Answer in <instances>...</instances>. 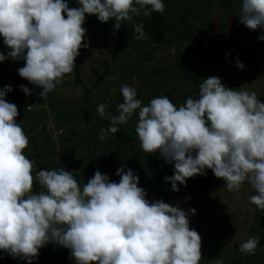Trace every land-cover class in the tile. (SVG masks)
Instances as JSON below:
<instances>
[{
  "label": "clouds",
  "instance_id": "1",
  "mask_svg": "<svg viewBox=\"0 0 264 264\" xmlns=\"http://www.w3.org/2000/svg\"><path fill=\"white\" fill-rule=\"evenodd\" d=\"M0 0V37L9 49L0 61L24 60L21 77L42 88L45 98L73 72L87 29L86 15L101 22L132 21L135 39H146L144 25L133 16L165 10L164 0ZM239 22L249 29H264V0H240ZM264 41V32L258 37ZM236 66L244 69L239 59ZM31 95L32 89L21 85ZM11 85L0 88V251L33 264L40 249L55 244L70 250L75 264H199L201 236L190 227L196 209L163 199L149 200L140 178L121 166L114 181L97 170L81 187L72 171L39 169L33 175L25 149L29 138L20 123L16 104L6 96ZM123 102L117 114L107 104L98 114L110 121L101 140L115 134L129 119L138 117L135 132L143 151L174 165L164 180L173 191L187 179L211 169L223 178L224 188L239 191L248 181L255 195L250 202L264 212V101L255 91L228 87L220 77L203 79L196 98L177 106L167 96L144 105L134 86H121ZM34 180L40 191L34 192ZM258 237L239 244L244 254H255ZM2 258V257H0ZM216 264H222L217 260Z\"/></svg>",
  "mask_w": 264,
  "mask_h": 264
},
{
  "label": "rangeland",
  "instance_id": "2",
  "mask_svg": "<svg viewBox=\"0 0 264 264\" xmlns=\"http://www.w3.org/2000/svg\"><path fill=\"white\" fill-rule=\"evenodd\" d=\"M73 0H68L72 3ZM184 2V1H182ZM195 5L196 1L188 2ZM182 5H187L184 3ZM70 6V5H69ZM206 15H192L190 22H198L197 30L192 36L198 37L208 34V22L221 33L220 36L208 34L210 41L201 42H180V44H164L156 49L155 45L138 46L133 49H127L120 52V57L114 59L112 53L116 51L114 38V27L111 21L101 22L97 16L93 17L94 23L91 29L86 28V22L83 25L86 29V37L83 41L87 44L83 59L81 60V70L83 84L75 81L74 70L65 74L61 82L47 94L45 98L40 96L43 90L40 87L27 83L9 81L2 83L0 88L5 85H11L13 91L6 96L8 102L14 103L18 107L19 116L16 118L20 123L26 135L29 138V145L24 150L25 154L34 161L33 175L39 169H59L61 167L68 171H78L81 168L88 169L92 160L88 157L86 151H94L95 144L99 151L97 156H103L104 152L109 153L113 146L108 144V140H101L99 134L93 132L91 125L84 128L83 121H79V116L73 110L80 109L83 105L85 95V86L92 88V100L97 103L107 104V110L112 105V99L115 94L121 92V86L124 84L134 86L140 90L143 104H147L150 99L157 96H167V91L174 92V103L177 106L184 103L188 97L196 98L199 90L195 88L193 82L183 79L184 71L176 65L179 59L193 67L204 79L209 76L220 77L222 83L228 87H243L249 91H255L257 95H264V43L261 45L255 42L259 41V35L251 34L252 30L239 22L240 0H233L231 4L225 5L222 2L217 5H205ZM226 27H223V25ZM261 32H264L261 29ZM106 38L109 45L106 47ZM3 38L0 37V44ZM264 42V41H263ZM1 46V45H0ZM215 47V50L209 51L206 47ZM245 47L246 50L254 55V62H244L240 59L239 49ZM150 52V54H149ZM148 57V60H147ZM239 59L245 64L244 69L236 66V60ZM25 62L24 60H19ZM11 58L3 61L5 69L10 71L15 69ZM165 65H172L175 73L167 77L156 76L155 68ZM173 68V69H174ZM100 74L105 75V80L101 85L95 87ZM21 85L32 89L31 95L21 90ZM105 95V96H103ZM173 102V100H171ZM138 117L133 115L127 125L133 126L137 123ZM60 121L65 126H60ZM126 125V124H125ZM36 126V131L31 132V127ZM75 133V134H74ZM33 138L40 141L39 150L42 152V158L39 163L33 157L34 144ZM65 139V142H64ZM90 145L86 148L87 145ZM126 161L121 159L118 166H125V170L132 169ZM139 162V161H138ZM174 174V165L164 161ZM154 162H150L145 167V173L142 171L140 162L134 172L139 175L140 185L150 180L152 170L155 169ZM110 169L104 168L101 173L110 176ZM95 174L92 171L86 176H81L83 182L81 187ZM212 185L211 197L215 204L214 216L203 227L201 236L202 257L199 264H216L221 260L222 264H231L238 258V254L232 249L250 237L261 238L264 236V212L259 211L250 197L255 195V190L248 181H245L239 191H228L224 188L223 178H217ZM35 182V180H34ZM36 183V182H35ZM38 184V183H36ZM184 185L181 184L179 188ZM40 191V186L38 187ZM37 191V192H38ZM178 191H176L177 193ZM149 200H156L148 192ZM173 205L181 206L184 210L193 208L194 203L201 199L200 195L190 197H176L174 200H165V195L159 196ZM196 214L190 215V225H196L199 221L204 204L194 207ZM257 260H251L248 264H264V246L260 247ZM8 254L0 251V263L7 259ZM14 264H27V261H21ZM33 264H75L71 261L70 250L55 244H48L40 249L38 259Z\"/></svg>",
  "mask_w": 264,
  "mask_h": 264
},
{
  "label": "trees",
  "instance_id": "3",
  "mask_svg": "<svg viewBox=\"0 0 264 264\" xmlns=\"http://www.w3.org/2000/svg\"><path fill=\"white\" fill-rule=\"evenodd\" d=\"M184 1V2H182ZM192 0H164L165 3V10L163 12H153L149 16H133V21L135 23H142L144 25V32L146 34V39H135V32H134V24L132 21L125 20L122 22V26L119 30L114 31L113 35V42L115 44L116 51L112 53V57L117 59L120 57V52L133 49L140 46H150L155 45L156 49L159 46H163L164 44H169L173 42L174 44H180V42H187L191 41L194 43L201 42V41H210L208 34L220 36L221 33L217 28H214L211 23L208 22L209 31L208 34L204 33L205 35L202 36H192L197 30V23L193 24L190 22L189 17L192 15H206V10L204 9L205 5L213 6L220 4L222 2L225 5H229L232 3L233 0H195L199 9H196L194 4L190 5L188 2ZM187 3V5H182ZM70 7H79L80 5L77 3V0H73L72 3L69 4ZM93 17L94 14L86 15V28L91 29L93 23L95 22ZM112 26L115 25V20L110 19ZM223 27H226L224 24ZM252 30V29H251ZM264 30V29H263ZM261 29L252 30L251 34L254 35H261ZM258 45L264 43L263 41L255 42ZM0 51L4 52L7 55L8 48L7 46L1 42L0 44ZM109 45V40L106 38V47ZM207 50L213 51L215 47H206ZM85 48L81 47L80 55L76 58V64L74 66V75L75 81L78 84H83L82 79V70H81V60L83 59ZM150 54V52H149ZM240 59L242 61H250L254 62V55L249 53L245 47H241L239 49ZM148 60V57H147ZM15 69H11L10 71L5 69L3 61H0V85L5 82L14 81L18 82L21 80L22 83H27V79L23 78L19 75L18 69L23 67L25 62L15 60L13 62ZM176 65L184 71L183 79L193 82L195 88L192 89L188 94H192L193 91L199 90L200 84L203 82V78L198 74V72L191 66L187 65L183 59H179L176 62ZM172 65H165L155 68L156 76L167 77L171 75V72L175 73V68ZM105 80V75L100 74L95 84V87H98L103 83ZM92 88H88L85 86V95H84V105L80 109L73 110L76 112V115L79 116V121H83V127L87 128L91 125L93 132L100 134L102 128H108L110 125V121L108 119L102 118L98 112L97 107L100 103L94 102L90 94H92ZM174 92L167 91L165 94L170 100H173V103L177 101L175 98ZM137 98L139 99L141 96L140 90L137 89ZM105 96V95H103ZM115 98L112 99V105L107 110L112 114H117V106L118 104L123 102V96L121 92H118L114 96ZM261 101H264V95L258 96ZM151 100V99H150ZM150 102V101H149ZM148 102V103H149ZM147 103V104H148ZM145 104V105H147ZM60 126H65V123L60 121ZM136 124L133 126L129 125H121L120 129L115 134H109L108 144L113 146V150L109 153H102L103 156L98 157L97 151L98 145L95 144L96 149L94 151L87 150L86 153L88 157L92 160V164L89 163V168H81L78 171L72 172L73 176L78 181V184L83 182L81 176H86L90 174L92 171H102L104 168L110 169V179L114 181H119V177L116 176L117 170L120 168L118 166V162L123 159L126 162L133 166L136 169L140 166L142 171H145V167L150 164V162H154L156 167L152 170L150 180L144 183V189H146L147 194L148 192L151 193L155 199H158L159 196L165 195V200H174L176 197H190L194 195H200L201 199L194 203V207L200 206L204 204V208L201 214V217L196 225H190V227L196 229L198 232L203 229V227L210 221V219L214 216L215 211V202L212 200L211 197V190L212 185L215 180L214 173L211 169H207V174H198L194 177L187 179V184L182 185L179 191H173L171 188V183L166 182L164 177L166 175H173L171 169L165 165L164 160L160 157L159 151L155 154L147 153L143 151L141 144L138 140L137 134L135 132ZM33 129L31 132L36 131V126L31 127ZM75 134V133H74ZM65 142V139H64ZM34 144V152L33 157L36 158V162L39 163L42 158V152L39 150L40 141L37 138H33ZM90 146L89 144L86 148ZM139 161V162H138ZM145 173V172H144ZM84 183V182H83ZM39 185L34 182L33 191H38ZM259 244L257 246L255 254H239L238 246H233L232 249L238 254V258L234 260L231 264H248L251 260L258 258V250L260 247L264 246V236L259 238ZM22 260L19 258H13L11 255L7 256V259L0 264H14L19 263ZM71 261L75 262L73 259Z\"/></svg>",
  "mask_w": 264,
  "mask_h": 264
}]
</instances>
